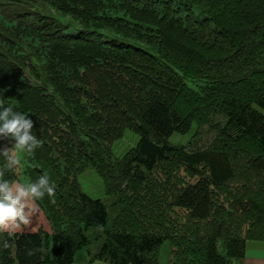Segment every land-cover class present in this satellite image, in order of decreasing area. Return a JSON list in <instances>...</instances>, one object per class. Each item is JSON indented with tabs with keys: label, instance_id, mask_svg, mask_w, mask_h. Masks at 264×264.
Wrapping results in <instances>:
<instances>
[{
	"label": "trees",
	"instance_id": "16d2710c",
	"mask_svg": "<svg viewBox=\"0 0 264 264\" xmlns=\"http://www.w3.org/2000/svg\"><path fill=\"white\" fill-rule=\"evenodd\" d=\"M5 107L41 143L17 171L0 156V182L36 184L50 232L0 229V264H73L97 225L109 264H158L165 242L168 264H244L264 242V0H0Z\"/></svg>",
	"mask_w": 264,
	"mask_h": 264
},
{
	"label": "rangeland",
	"instance_id": "374dc122",
	"mask_svg": "<svg viewBox=\"0 0 264 264\" xmlns=\"http://www.w3.org/2000/svg\"><path fill=\"white\" fill-rule=\"evenodd\" d=\"M80 30V28H78ZM77 30V29H76ZM190 134H187L185 136H179L177 134H173L170 138L169 141L172 144L175 145H181L187 142ZM139 137L137 134L133 133L130 130H125L123 133V136L116 140L112 146V153L115 158H122L124 154L133 148ZM15 143L12 142V144H8L5 141H0V147L4 146H11L14 145ZM11 155L13 158L18 160L19 158L17 157V149L14 148L12 151ZM16 160L15 163H11L12 167L14 168V171L20 170L21 166L19 164V160ZM13 161V160H11ZM78 182L81 187V190L87 194L89 197L93 199H99L102 202H104L106 205H109V203H112V198L107 197L106 193L104 191V187L102 185V181L99 178V176L91 169H87L80 175H78ZM18 183L15 182L11 186V190L13 194L16 192V188L18 187ZM22 203H25L27 206L24 208L25 214H30L29 215V220L32 221L30 225H22L20 228H13L11 225L6 227V229H10L12 231H23V230H37L41 229L45 232H50L47 220L45 219L42 211L38 207V205L33 201V199L28 196L22 200ZM26 210H28L26 212ZM108 208V218L110 221V218L114 215L113 212H110ZM98 230L95 228H90L86 232V236L88 237L89 243L87 246L83 247L81 250H79L74 258V263L73 264H109L108 262L104 261H97L93 260L92 256L97 252L99 249V246L101 244V241L103 240V237L97 233ZM169 245L168 243H163L160 246L159 252H158V264H168L169 263Z\"/></svg>",
	"mask_w": 264,
	"mask_h": 264
},
{
	"label": "clouds",
	"instance_id": "9594fccd",
	"mask_svg": "<svg viewBox=\"0 0 264 264\" xmlns=\"http://www.w3.org/2000/svg\"><path fill=\"white\" fill-rule=\"evenodd\" d=\"M10 117V118H9ZM0 136L3 139H14L15 144L11 146L0 147V156L10 157L9 153L14 148H27L29 152L34 150L35 145H39L41 141L29 130L34 128V121L24 114L14 111L12 108L5 107L0 110ZM15 163V160H13ZM48 180L47 175L40 178L39 183L45 184ZM9 181L0 182V229H4L11 225L13 228H20L22 225H30V214H25L24 208L27 206L22 200L28 196L42 197V193L36 184L28 183L27 187L18 186L15 194L9 188ZM54 188H48L49 196L54 197ZM99 231H103L102 225H97Z\"/></svg>",
	"mask_w": 264,
	"mask_h": 264
},
{
	"label": "crops",
	"instance_id": "0c3cea01",
	"mask_svg": "<svg viewBox=\"0 0 264 264\" xmlns=\"http://www.w3.org/2000/svg\"><path fill=\"white\" fill-rule=\"evenodd\" d=\"M244 264H264V242L248 241L245 246Z\"/></svg>",
	"mask_w": 264,
	"mask_h": 264
}]
</instances>
